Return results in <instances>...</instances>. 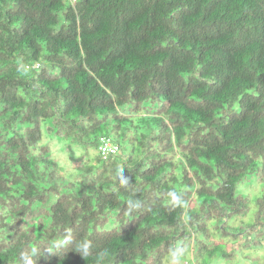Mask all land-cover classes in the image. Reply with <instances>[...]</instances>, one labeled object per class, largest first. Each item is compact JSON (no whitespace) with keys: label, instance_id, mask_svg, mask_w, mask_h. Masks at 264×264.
Segmentation results:
<instances>
[{"label":"trees","instance_id":"16d2710c","mask_svg":"<svg viewBox=\"0 0 264 264\" xmlns=\"http://www.w3.org/2000/svg\"><path fill=\"white\" fill-rule=\"evenodd\" d=\"M229 237L264 243V0H0V264H207Z\"/></svg>","mask_w":264,"mask_h":264},{"label":"rangeland","instance_id":"374dc122","mask_svg":"<svg viewBox=\"0 0 264 264\" xmlns=\"http://www.w3.org/2000/svg\"><path fill=\"white\" fill-rule=\"evenodd\" d=\"M43 140L49 142L52 149L53 154L57 158L59 164L64 165L62 167L66 168L67 164H69V160L66 161V157L73 159L75 153H72L70 148L65 146V144L54 137L43 135ZM89 154H93L94 150L89 149ZM77 157H79L82 162L85 160V154L77 153ZM254 205L249 201V207L247 212L243 215H238L233 217L229 224L235 227H244L247 223H250L253 219ZM232 237H229L225 240L224 243L215 250L214 255L211 258H208L207 264H264V243L262 245H255L250 250L242 251L236 244ZM235 247L237 249H235ZM181 251L180 264H190L191 263V253L190 250H186L184 248L176 249ZM169 257H166L163 260L164 263H169Z\"/></svg>","mask_w":264,"mask_h":264},{"label":"clouds","instance_id":"9594fccd","mask_svg":"<svg viewBox=\"0 0 264 264\" xmlns=\"http://www.w3.org/2000/svg\"><path fill=\"white\" fill-rule=\"evenodd\" d=\"M121 183L122 184H127L129 183V179L125 178L122 174V170H121ZM172 198L174 200H176V196L175 194H172ZM140 206V202L137 201L136 203L132 204V207L134 208H138ZM90 248H91V242L90 241H84L81 243L80 245V251L83 255L87 256L90 252ZM181 251L180 250H173L170 252V257H169V264H180V257H181ZM27 264H34V262L29 259L27 261Z\"/></svg>","mask_w":264,"mask_h":264},{"label":"built area","instance_id":"2783aa9c","mask_svg":"<svg viewBox=\"0 0 264 264\" xmlns=\"http://www.w3.org/2000/svg\"><path fill=\"white\" fill-rule=\"evenodd\" d=\"M116 150V146L112 145L110 142H106L105 146L102 147V153L105 152H114Z\"/></svg>","mask_w":264,"mask_h":264}]
</instances>
